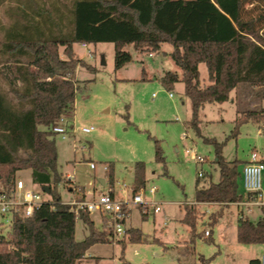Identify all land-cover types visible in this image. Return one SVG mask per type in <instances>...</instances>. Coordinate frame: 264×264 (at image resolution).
I'll list each match as a JSON object with an SVG mask.
<instances>
[{
    "label": "trees",
    "instance_id": "16d2710c",
    "mask_svg": "<svg viewBox=\"0 0 264 264\" xmlns=\"http://www.w3.org/2000/svg\"><path fill=\"white\" fill-rule=\"evenodd\" d=\"M7 1L0 0V7ZM247 9L249 0H17L10 6V23H0V193H10L17 173L30 169L32 182L50 187L52 200L27 215L24 205L15 207L8 234L0 226V264H79L96 243H110L111 231L95 227L91 215H79L65 204L56 187L62 181L58 166L56 133L53 127L62 116L75 110L80 86L79 66L94 67L76 56L74 45L113 43L115 68L133 60L128 45L141 52H158L163 44L173 46L170 55L181 68L167 71L161 78L167 89L178 81L192 103L187 125L200 132V111L207 103H224L233 90L250 89L257 99L254 107L247 100L237 104L232 136L247 122L264 123V0ZM63 48L62 54L60 49ZM208 77L202 82L200 65ZM215 146V163L220 170L217 182L207 186L197 180L196 202L230 204L242 200L239 192V160L229 161L223 154L224 142L204 138ZM156 160L165 163L156 140ZM264 162V161H263ZM134 192L146 185V164L134 166ZM110 186L115 183L114 164L107 170ZM263 215L252 221L241 216L237 239L241 244H264ZM219 209L210 216V235L196 232L199 214L187 204L182 219L191 233L214 242L213 228L223 216ZM78 219L89 227L83 240L76 239ZM130 241L147 238L139 228L127 229ZM126 237L118 243L123 250ZM214 255L201 257V264H212ZM259 264L258 259L252 261ZM124 264H130L125 261Z\"/></svg>",
    "mask_w": 264,
    "mask_h": 264
},
{
    "label": "rangeland",
    "instance_id": "374dc122",
    "mask_svg": "<svg viewBox=\"0 0 264 264\" xmlns=\"http://www.w3.org/2000/svg\"><path fill=\"white\" fill-rule=\"evenodd\" d=\"M15 3L17 0L7 1L0 7L1 24L10 23L8 9ZM127 49L133 60L116 69L113 43L74 45L76 56L94 69L77 68L76 79L80 89L72 117L70 120L67 117V137L56 134L58 166L62 175V181L56 187L57 193L66 202L79 199L88 190L97 193L109 190L106 167L113 163V189L121 197L124 185L133 187L135 164L143 161L146 164V185L139 191L144 192L148 202H159L162 211L155 212L151 206L147 209L146 206L133 207L126 226L140 228L147 240L133 242L127 237L124 250L120 243L110 242L96 246L90 254L101 256L98 264H124L125 261L130 264H201V255L208 258L220 250L227 253L228 246L232 248L239 217L236 206L227 208L224 217L213 228L214 242L197 237L191 244L190 228L182 222V218L185 205L195 202L199 172L204 171V176L199 179L201 186L217 182L220 177L215 163V146L205 142L204 138L225 141L223 154L229 161L244 162L253 154L264 161V123H244L239 134L232 136L238 110L249 106L236 104L230 99L224 103H207L201 109V134H197L187 125L192 117V103L184 93V83L180 80L172 89H167L161 81L167 71L182 75L181 68L170 55L173 46L165 43L158 52H141L133 45H128ZM62 52L63 48L60 49ZM200 72L202 82H207L205 64L200 65ZM252 101L250 106L254 107L258 100L252 98ZM84 128L93 130L86 133ZM156 140L162 147L165 163L156 160ZM187 149L205 157V162H196L186 152ZM243 162L239 163L240 171L243 170ZM91 163L95 164V168L91 167ZM69 175H73V179H69ZM18 176L28 189L41 192L44 201L52 200L50 194L33 184L30 169L20 171ZM102 179L108 182L105 186L101 183ZM152 187L156 188L155 194L150 193ZM262 187L264 196V172ZM239 192L246 194L241 178ZM214 204L216 206H198L200 219L197 233L208 228L207 220H210L214 210L221 207L218 203ZM143 214L147 217L144 218ZM262 215L263 210L258 206L252 207L249 213L252 221H257ZM91 217L98 226L101 225V215L94 213ZM2 229L9 235L7 227ZM85 232L86 224L78 219L77 238L82 239ZM255 252L260 256L264 246L257 245ZM92 259L97 264L98 258ZM237 259L239 264H244L241 255Z\"/></svg>",
    "mask_w": 264,
    "mask_h": 264
},
{
    "label": "built area",
    "instance_id": "2783aa9c",
    "mask_svg": "<svg viewBox=\"0 0 264 264\" xmlns=\"http://www.w3.org/2000/svg\"><path fill=\"white\" fill-rule=\"evenodd\" d=\"M87 46V44H83ZM171 96L173 94L171 93ZM68 118L62 116L57 124L53 127L56 134L67 137ZM93 128H84L83 131L89 133ZM186 152L198 163L205 162V157L187 149ZM95 168V164H90ZM108 170V167H106ZM264 162L253 154L251 161L246 163L242 170L243 186L249 194V200L245 203L248 206L261 205L264 206V196L262 191L263 185ZM199 176L203 177L204 172L201 170ZM69 179H73V175H69ZM143 189V188H142ZM141 189V190H142ZM140 190V191H141ZM134 192L133 187L124 185L121 189V197H118L114 189L109 188L107 191H102L97 194L88 191L93 196L91 198L74 199L64 202L71 206L77 215L82 212L90 215L98 213L104 219V228L112 232L110 242H118L120 239L127 236L126 220L129 212L136 206L154 207L155 212L162 210L159 202H148L144 192ZM42 192H44L42 190ZM151 194L156 193V188L150 189ZM44 202L42 193L28 189L23 179H17L14 189L10 192L0 193V226L8 227L12 223V213L16 206L24 205L27 215H32L36 207H39ZM205 234L210 235V229L205 230ZM259 264H264V252L257 258Z\"/></svg>",
    "mask_w": 264,
    "mask_h": 264
},
{
    "label": "crops",
    "instance_id": "0c3cea01",
    "mask_svg": "<svg viewBox=\"0 0 264 264\" xmlns=\"http://www.w3.org/2000/svg\"><path fill=\"white\" fill-rule=\"evenodd\" d=\"M259 4V2L257 1V0H249V2L247 3V5H246V8L247 9H250V8H253V7H255L256 5H258ZM83 45V44H82ZM88 45V44H87ZM173 50V49H172ZM171 53V52H170ZM250 89H244V88H242V87H240V88H238V89H235V90H233L232 91V93H231V100H232V102H235L236 104H237V102H238V100H243V99H245V100H247L248 102H253L252 101V96H251V94H250ZM249 161H251V159H249V160H247V161H240V162H243V167H244V165L246 164V163H248ZM20 172V171H19ZM19 172L17 173V175L19 174ZM204 172V171H203ZM241 172V174H242V170L240 171ZM241 179H242V176L240 177ZM17 179H22L20 176H18L17 177ZM105 180V185L108 183L107 182V180L106 179H104ZM102 183V182H101ZM105 185H103V186H105ZM109 188H114V186L112 187V186H110ZM88 191H91V192H93V193H95V194H97V192L94 190V191H92V190H88ZM88 191H86V192H84L80 197H79V199H81V198H91L93 195L92 194H89L88 193ZM102 191H105V190H101L100 192H102ZM99 193V192H98ZM245 193L246 194H242V193H240L241 195H242V200L241 201H239V202H235V203H230V204H218V205H221V207L219 208V209H223V211H224V214H225V211H226V209L227 208H229V207H231V206H236L237 207V209H238V216L239 217H241V216H247V217H249V213H251L252 212V207H255V206H258V207H260L261 209L264 207V206H261V205H252V206H248L245 202L246 201H248L249 200V194L246 192V190H245ZM72 200H74V199H72ZM191 205H195L196 206V209H199V205L200 204H206V205H208V206H211V205H215L214 203H198V202H196V199H195V202L194 203H190ZM187 205V204H186ZM185 205V206H186ZM216 206V205H215ZM218 209V210H219ZM217 210V211H218ZM162 211V210H161ZM160 212V211H159ZM214 212H216V210H214L213 211V213ZM185 214V213H184ZM224 214H223V216L221 217V219L224 217ZM143 217L144 218H146L147 217V215L145 216L144 214H143ZM184 217V216H183ZM239 217H238V219H237V223H236V237H235V239H234V241L232 242V244H231V246H230V248L231 249H229V246H228V252L227 253H225L224 251H218V252H216L215 253V255H214V259H213V261H212V264H239L240 262V260H238L237 259V256L238 255H241L242 256V260H243V262H244V264H253L252 263V261L254 260V259H257L258 257H259V255H257L256 254V252H255V248H256V246L257 245H261V246H264V244H241V243H239L238 242V239H237V225H238V220H239ZM261 216H259V218H260ZM92 218V217H91ZM250 218V217H249ZM183 219V218H182ZM200 219V218H199ZM199 219H198V221H199ZM220 219V220H221ZM80 220H82V219H80ZM220 220H219V222H220ZM83 221V220H82ZM94 221V220H93ZM84 222V221H83ZM209 222H210V220H207V222H206V224L208 225V228H206V229H210V231H211V227L209 226ZM218 222V223H219ZM85 223V222H84ZM218 223L215 225V226H217L218 225ZM86 224V223H85ZM94 224H95V227L96 228H98L99 230H103L104 229V219L101 217V225L100 226H98L97 224H96V222L94 221ZM130 228H133V227H130ZM130 228H128L127 227V229H130ZM140 229V228H139ZM205 229V230H206ZM84 230V229H83ZM204 230V231H205ZM203 231V232H204ZM213 232H214V229H213ZM89 234V227H88V225L86 224V232H85V236L82 238V239H78L77 238V226H76V239L77 240H83L87 235ZM205 236H207L206 234H205ZM127 238V237H126ZM190 238H191V233H190ZM157 241H159V239H156ZM237 242V243H236ZM160 243H162V242H160ZM100 244H107V243H96V244H94V245H92L90 248H89V250L86 252V255H85V257H84V259L79 263V264H94V262L95 261H93V257L95 258L96 257V259L98 258V260L96 261V263L98 264V262L100 261L99 259L101 258V256H99L98 254H90V252H91V250L92 251H94L95 250V248H96V246H98V245H100ZM165 248H167V246H165ZM201 257H205V256H203V255H201ZM201 257H200V260H201ZM205 258H207V257H205ZM95 259V260H96Z\"/></svg>",
    "mask_w": 264,
    "mask_h": 264
},
{
    "label": "water",
    "instance_id": "95a60500",
    "mask_svg": "<svg viewBox=\"0 0 264 264\" xmlns=\"http://www.w3.org/2000/svg\"><path fill=\"white\" fill-rule=\"evenodd\" d=\"M101 182H102V185H105V180H104V179H102ZM42 190H43L45 193H48V194H50V192H51L50 187H42Z\"/></svg>",
    "mask_w": 264,
    "mask_h": 264
}]
</instances>
